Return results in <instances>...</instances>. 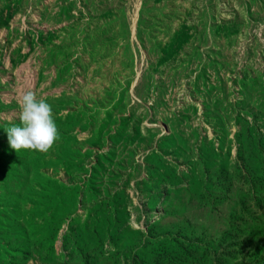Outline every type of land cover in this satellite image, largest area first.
I'll list each match as a JSON object with an SVG mask.
<instances>
[{
    "label": "rangeland",
    "instance_id": "374dc122",
    "mask_svg": "<svg viewBox=\"0 0 264 264\" xmlns=\"http://www.w3.org/2000/svg\"><path fill=\"white\" fill-rule=\"evenodd\" d=\"M0 264H264V0H0Z\"/></svg>",
    "mask_w": 264,
    "mask_h": 264
},
{
    "label": "clouds",
    "instance_id": "9594fccd",
    "mask_svg": "<svg viewBox=\"0 0 264 264\" xmlns=\"http://www.w3.org/2000/svg\"><path fill=\"white\" fill-rule=\"evenodd\" d=\"M19 123L4 130L9 146L15 150H36L47 153L58 139V128L52 106L31 89L21 93Z\"/></svg>",
    "mask_w": 264,
    "mask_h": 264
}]
</instances>
